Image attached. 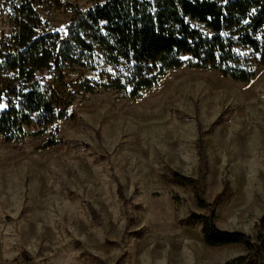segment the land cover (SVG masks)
Segmentation results:
<instances>
[{
	"label": "rangeland",
	"instance_id": "rangeland-1",
	"mask_svg": "<svg viewBox=\"0 0 264 264\" xmlns=\"http://www.w3.org/2000/svg\"><path fill=\"white\" fill-rule=\"evenodd\" d=\"M14 1L0 0V35ZM94 3L39 0L37 9L63 31L73 7ZM50 138L60 142L42 148ZM172 170L199 178L208 203L218 199L220 228L264 235V66L240 82L185 62L134 98L79 91L42 136L0 137V264H223L243 254L241 244L208 245L186 220L213 207H200Z\"/></svg>",
	"mask_w": 264,
	"mask_h": 264
},
{
	"label": "trees",
	"instance_id": "trees-1",
	"mask_svg": "<svg viewBox=\"0 0 264 264\" xmlns=\"http://www.w3.org/2000/svg\"><path fill=\"white\" fill-rule=\"evenodd\" d=\"M38 2L15 0L11 31L0 35V137L8 143L42 136L67 118L79 91L115 88L134 98L185 62L240 82L252 81L264 66V0H95L73 7L63 31L40 15ZM59 142L50 138L42 148ZM198 147L206 160L202 138ZM171 174L193 186L200 207H213L210 215L186 219L201 224L208 245L244 246L223 264H264L263 234L220 228L218 199L205 201L201 180Z\"/></svg>",
	"mask_w": 264,
	"mask_h": 264
},
{
	"label": "snow or ice",
	"instance_id": "snow-or-ice-1",
	"mask_svg": "<svg viewBox=\"0 0 264 264\" xmlns=\"http://www.w3.org/2000/svg\"><path fill=\"white\" fill-rule=\"evenodd\" d=\"M109 71H111V69H109Z\"/></svg>",
	"mask_w": 264,
	"mask_h": 264
}]
</instances>
